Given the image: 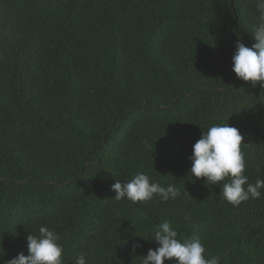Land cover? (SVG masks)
Instances as JSON below:
<instances>
[{"label":"trees","instance_id":"trees-1","mask_svg":"<svg viewBox=\"0 0 264 264\" xmlns=\"http://www.w3.org/2000/svg\"><path fill=\"white\" fill-rule=\"evenodd\" d=\"M258 23L256 0H0V264L40 226L64 264H140L164 221L205 258L264 264V190L234 206L189 175L202 131L229 123L264 178V86L232 70V33L251 47ZM140 172L179 196L113 200Z\"/></svg>","mask_w":264,"mask_h":264},{"label":"clouds","instance_id":"clouds-1","mask_svg":"<svg viewBox=\"0 0 264 264\" xmlns=\"http://www.w3.org/2000/svg\"><path fill=\"white\" fill-rule=\"evenodd\" d=\"M256 8L259 23L251 33L255 43L247 47L237 42L232 58L233 72L239 79L251 82L253 87L258 84L264 86V0H256ZM243 140L240 131L229 123L213 124L207 131H202L201 138L192 146L190 156L192 166L189 175L194 181L203 179L206 186L209 183L220 185V195L234 206L260 198L264 190V178H257L251 183L245 174V157L241 150V145H245ZM112 190L116 193L113 200L127 199L132 203H146L156 196L167 202L179 196L174 184L165 187L143 172L124 183L116 178ZM60 239L54 230L40 226L38 235L30 233L27 236L29 254L25 256L21 253L3 264H64V248L59 243ZM152 239L159 246L139 257L140 264H165V261H173L174 264H220L217 256L205 258L206 247L200 238H178V232L168 221L157 226ZM74 264H87L86 254L78 253Z\"/></svg>","mask_w":264,"mask_h":264},{"label":"water","instance_id":"water-1","mask_svg":"<svg viewBox=\"0 0 264 264\" xmlns=\"http://www.w3.org/2000/svg\"><path fill=\"white\" fill-rule=\"evenodd\" d=\"M233 9H234V11H235V13H237V10H236V8H235V6L233 5ZM238 22V18L236 19V23ZM231 31H232V28H231ZM232 36L235 38V42L237 43V42H239V40L234 36V34L232 33Z\"/></svg>","mask_w":264,"mask_h":264}]
</instances>
